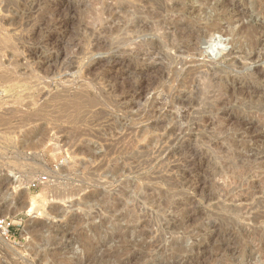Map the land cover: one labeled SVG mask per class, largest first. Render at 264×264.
<instances>
[{
    "label": "rangeland",
    "instance_id": "1",
    "mask_svg": "<svg viewBox=\"0 0 264 264\" xmlns=\"http://www.w3.org/2000/svg\"><path fill=\"white\" fill-rule=\"evenodd\" d=\"M216 1L0 0V264H264V0Z\"/></svg>",
    "mask_w": 264,
    "mask_h": 264
},
{
    "label": "bare ground",
    "instance_id": "2",
    "mask_svg": "<svg viewBox=\"0 0 264 264\" xmlns=\"http://www.w3.org/2000/svg\"><path fill=\"white\" fill-rule=\"evenodd\" d=\"M217 1H218V0H217ZM217 1H216V3H217ZM223 1H224V0H223ZM216 3H215V4H216ZM221 4H222V3H221ZM221 4H220V5H221ZM223 5H225V4H223ZM218 6H219V5H218ZM217 8H218V7H217ZM159 14H160V13H159ZM168 27H169V26H168ZM4 33H5V32H4ZM237 33H238V32H237ZM5 34H7V33H5ZM250 38H251V37H250ZM250 38H248V40H250ZM209 40H210V39H209ZM251 40H255V39L253 38V39H251ZM248 42H249V41H248ZM255 42H256V40L254 41V43H255ZM9 43H10V42H9ZM254 46H255V45H254ZM233 47H234V46H233ZM235 47H236V46H235ZM242 49H243V48H242ZM246 49H247V48H246ZM250 49H251V46H250ZM250 49H249V50H250ZM244 51H245V50H244ZM247 51H248V50H247ZM254 51H255V50H254ZM248 53H249V52H248ZM248 53H247V54H248ZM254 54H255V53H254ZM252 59H253V58H252ZM0 64H2V63L0 62ZM22 65H24V64H22ZM18 67H19V66H18ZM24 67H25V66H24ZM11 71H13V70H11ZM13 72H14V71H13ZM18 72H19V71H18ZM15 73H17V72H15ZM23 75H24V74H23ZM11 76H12V75H11ZM26 85H27V84H26ZM129 87H130V86H129ZM13 89H14V88H13ZM135 89H136V88H135ZM134 93H135V92H134ZM55 96H56V95H55ZM55 96H54V97H55ZM59 98H60V97H59ZM77 98H78V97H77ZM69 100H70V99H69ZM92 100H93V99H92ZM94 102H95V100H94ZM72 103H73V102H72ZM44 104H45V103H44ZM44 104H43V105H44ZM62 104L65 105V106L68 105L67 103H66V104L62 103ZM74 104H76V100L74 101ZM80 104H82V103H80ZM80 104H79V102H78V105H80ZM60 105H61V104H60ZM63 105H62V106H63ZM71 105H72V104H71ZM44 106H45V105H44ZM74 106H75V105H74ZM8 107H9V106H8ZM66 107L69 108V107H71V106L68 105V106H66ZM66 107H63V108H66ZM76 107H77V104H76ZM63 108H61V109H63ZM79 108H80V107H79ZM43 110H44V109H43ZM65 110H66V109H65ZM67 110H68V109H67ZM20 111H21V110H20ZM23 111H24V110H23ZM44 111H45V110H44ZM74 111H75V110H74ZM18 112H19V111H18ZM55 112H56V111H55ZM75 112H76V111H75ZM30 113H31V112H30ZM7 114H8V113H7ZM10 114H11V113H10ZM12 114H13V113H12ZM0 116H1V115H0ZM9 116H11V115H9ZM34 116H35V115H34ZM64 116H65V115H64ZM51 117H52V115H51ZM8 118H9V117H8ZM54 118H55V117H54ZM59 118H60V117H59ZM67 118H68V117H67ZM67 118H66V119H67ZM2 119H3V118H2ZM2 119H1V120H2ZM33 120H34V119H33ZM79 120H80V119H79ZM72 121H73V119H72ZM6 122H7V121H5V123H6ZM55 122H56V121H55ZM77 122H79V121H77ZM15 126H17V125H15ZM15 126H14V127H15ZM1 137H3V136H1ZM75 138H76V137H75ZM0 182H2V180H1ZM38 200H39V199H38ZM120 201H122V200H120ZM120 201H119V202H120ZM110 203H112V202H110ZM31 204H32V203H31ZM31 204H30L29 211L32 210V206H31ZM112 204H113V203H112ZM116 204H117V203H116ZM2 206H3V205H2ZM117 206L119 207L120 204L117 205ZM5 211H6V209L2 210V212H0V214L5 213ZM120 214H122V213L120 212ZM124 214H125V213H124ZM2 217H4V216H2ZM2 217L0 216V218H2ZM119 217H120V215H119ZM0 230H3V233H5V235H6V230H5V229H0ZM114 237H115V236H114ZM111 239H112V238H111ZM178 246H179V245H178ZM178 246H177V247H178ZM60 254H61V253H60ZM103 257H104V256H103ZM103 257H102V258H103ZM62 259H63V257H62ZM107 260H108V259H107ZM53 263H54V262H53ZM77 264H78V263H77Z\"/></svg>",
    "mask_w": 264,
    "mask_h": 264
},
{
    "label": "built area",
    "instance_id": "3",
    "mask_svg": "<svg viewBox=\"0 0 264 264\" xmlns=\"http://www.w3.org/2000/svg\"><path fill=\"white\" fill-rule=\"evenodd\" d=\"M12 221L8 218L0 219V229H5L8 233L10 228L12 227Z\"/></svg>",
    "mask_w": 264,
    "mask_h": 264
}]
</instances>
